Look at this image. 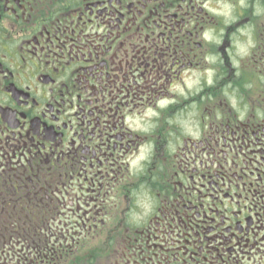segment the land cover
Masks as SVG:
<instances>
[{"label": "flooded vegetation", "instance_id": "1", "mask_svg": "<svg viewBox=\"0 0 264 264\" xmlns=\"http://www.w3.org/2000/svg\"><path fill=\"white\" fill-rule=\"evenodd\" d=\"M0 264H264V0H0Z\"/></svg>", "mask_w": 264, "mask_h": 264}, {"label": "rangeland", "instance_id": "2", "mask_svg": "<svg viewBox=\"0 0 264 264\" xmlns=\"http://www.w3.org/2000/svg\"><path fill=\"white\" fill-rule=\"evenodd\" d=\"M65 221V220H64ZM56 223H58V222H56Z\"/></svg>", "mask_w": 264, "mask_h": 264}]
</instances>
